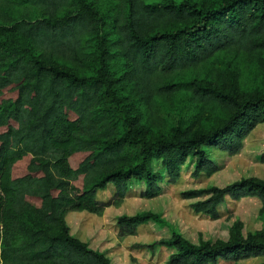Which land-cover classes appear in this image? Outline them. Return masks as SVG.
Segmentation results:
<instances>
[{
    "label": "trees",
    "instance_id": "trees-1",
    "mask_svg": "<svg viewBox=\"0 0 264 264\" xmlns=\"http://www.w3.org/2000/svg\"><path fill=\"white\" fill-rule=\"evenodd\" d=\"M31 1L39 16L12 25L21 39H0V264H112L70 233L66 212L101 213L123 199L133 179L144 181L145 195L156 193L163 175L153 168V159L172 182L184 164L193 163L196 173L216 168L207 145L230 154L239 150L244 136L264 120V94L167 76L216 52L264 51V0H127L113 39L98 36L101 16L87 0ZM92 37L93 56L87 49ZM57 58L74 67L58 64ZM117 60L127 64L125 72L141 87L191 90L220 107L222 116L203 128L176 126L168 135L149 136L117 95L111 76ZM260 157L264 161V150ZM26 158V170L16 173ZM108 183L111 196L98 199L97 191ZM204 193L208 197L195 201L194 209L216 215L225 195L255 194L264 203V180L250 176L183 191L185 196ZM27 208L39 218L30 213L28 220ZM151 217L121 214L117 233H134ZM158 242L175 249L169 260L177 264L264 254V235L250 233L195 244L173 232Z\"/></svg>",
    "mask_w": 264,
    "mask_h": 264
},
{
    "label": "rangeland",
    "instance_id": "rangeland-1",
    "mask_svg": "<svg viewBox=\"0 0 264 264\" xmlns=\"http://www.w3.org/2000/svg\"><path fill=\"white\" fill-rule=\"evenodd\" d=\"M87 1L101 16L98 36L107 39L118 36L117 25L125 16L127 0ZM39 14L40 9L31 0H0V39L20 40L22 35L14 31L12 25L20 19H35ZM87 49L92 52L91 56L96 54L94 37L89 39ZM56 62L74 67L67 59L57 58ZM126 69L124 61L114 62V74L111 76L117 82V95L124 108L144 125L149 136L168 135L176 126L190 130L203 128L223 114L220 107L198 99L188 89L158 92L151 84L141 87L131 74L125 72ZM167 78L206 79L225 88L258 90L264 94V51L216 52L198 66L179 70ZM4 94L12 95L13 92L5 91ZM205 149L208 158L216 165L212 172L202 170L196 173L194 164L188 163L182 166L179 177L170 182L166 180L160 160L153 159V168L163 175L158 181L156 193L145 195L144 181L133 179L123 199L106 206L101 213L86 209L66 212L64 219L70 233L85 241L89 247L101 251L112 264H177L169 260L175 249L158 242L173 232L195 244H217L234 234L264 235V203L257 195H225L224 200L216 206V215H212L196 210L192 205L197 200L207 198L208 193L199 196L183 194L185 190L222 186L250 176L264 180V161L260 157L264 150V120L257 122L244 136L241 147L235 153L230 154L217 146L207 145ZM81 157L83 154L73 162L77 164ZM27 158L17 163L14 169L16 173L26 170ZM75 183L79 185L80 179L75 180ZM112 192L113 185L108 183L97 191L96 196L106 200ZM27 209L23 212H29L28 220L31 214L39 218L31 209ZM141 212L152 213L153 217L138 225L134 233L120 236L116 225L118 216ZM208 264H264V254L237 259L219 258Z\"/></svg>",
    "mask_w": 264,
    "mask_h": 264
}]
</instances>
